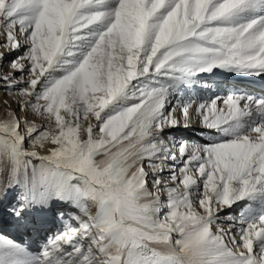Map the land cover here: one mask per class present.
Wrapping results in <instances>:
<instances>
[{
    "label": "snow or ice",
    "instance_id": "obj_1",
    "mask_svg": "<svg viewBox=\"0 0 264 264\" xmlns=\"http://www.w3.org/2000/svg\"><path fill=\"white\" fill-rule=\"evenodd\" d=\"M0 36V264H264V95L181 99L264 75V0H0Z\"/></svg>",
    "mask_w": 264,
    "mask_h": 264
},
{
    "label": "bare ground",
    "instance_id": "obj_2",
    "mask_svg": "<svg viewBox=\"0 0 264 264\" xmlns=\"http://www.w3.org/2000/svg\"><path fill=\"white\" fill-rule=\"evenodd\" d=\"M201 80L207 81L208 83L214 85V87L192 89L190 90L189 94H186L184 97L181 98L182 101H185L188 98L204 100V99L213 98L215 96H219L223 99L235 90L247 91L253 95H264V75L237 77L232 73H228L223 70H216L213 74L202 75ZM188 131H190V133ZM194 134L200 137V140L198 141L196 140L197 142L205 143L207 142V136L211 133L209 130L202 128L201 124L198 122V119L193 122L190 128L188 129L180 128L174 131V135H176L178 139H188L190 141H195L193 140L192 137ZM10 198L11 197H9V201ZM9 201L7 202L9 203ZM7 205L8 204L6 203L5 200L2 208H0L2 212H6L3 209H6ZM232 210H228V211H232ZM4 219H6L5 220L6 222L11 220V218L8 215L7 216L4 215ZM8 225L9 224L5 225L6 229L12 232V236L19 239V236L15 234L16 233L15 229L8 228ZM24 239L27 240L28 238L25 237Z\"/></svg>",
    "mask_w": 264,
    "mask_h": 264
},
{
    "label": "rangeland",
    "instance_id": "obj_3",
    "mask_svg": "<svg viewBox=\"0 0 264 264\" xmlns=\"http://www.w3.org/2000/svg\"><path fill=\"white\" fill-rule=\"evenodd\" d=\"M2 39H4V37L3 36H0V40H2ZM9 59H11V57H9ZM233 75H235V76H237V77H250V75H244V74H235V73H232ZM202 75H208V74H202ZM6 99V97H5V95H4V93L2 92V91H0V114H2V111H3V107H4V105H3V101ZM14 107H15V105H14ZM187 132V131H186ZM189 133H190V131H188ZM193 140H200V137L199 136H196V134H194L193 136ZM198 137H199V139H198ZM200 143H202V142H200ZM11 199V198H10ZM7 201H9V198L8 199H6V203L8 204V202ZM226 212L228 211V210H225ZM239 211V208H234L233 210H232V212L235 214L236 212H238ZM2 214V219H3V223L4 222H6L5 220L6 219H4V215L5 216H7V212H2L1 211V209H0V215ZM8 218V217H7ZM9 222H6V223H4V226L6 225V224H8ZM6 227V226H5ZM16 234V233H15Z\"/></svg>",
    "mask_w": 264,
    "mask_h": 264
}]
</instances>
